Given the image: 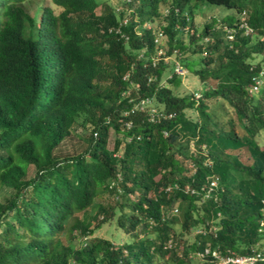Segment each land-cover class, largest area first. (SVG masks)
Returning a JSON list of instances; mask_svg holds the SVG:
<instances>
[{"label": "trees", "instance_id": "obj_1", "mask_svg": "<svg viewBox=\"0 0 264 264\" xmlns=\"http://www.w3.org/2000/svg\"><path fill=\"white\" fill-rule=\"evenodd\" d=\"M31 1L0 0V264L264 252V0ZM192 1L232 13L197 27Z\"/></svg>", "mask_w": 264, "mask_h": 264}, {"label": "rangeland", "instance_id": "obj_2", "mask_svg": "<svg viewBox=\"0 0 264 264\" xmlns=\"http://www.w3.org/2000/svg\"><path fill=\"white\" fill-rule=\"evenodd\" d=\"M102 2H108L111 5H113L116 9H121L124 1L125 0H100ZM50 5L53 6V4L50 2V0H32L28 5V10L34 14L35 12L38 11V9L43 5ZM189 6H192L193 11H194V16H195V25L197 27H202L207 20H210V17H218L222 18L225 15H228L232 13V10L220 6V5H214V4H209L207 2H198V1H192ZM55 7V6H53ZM59 11V10H57ZM164 50V49H163ZM175 57L172 56L171 60L169 61V64L174 61ZM168 62V60H167ZM171 67V64H170ZM202 86L199 77L196 75L189 73L186 74L182 78V83L177 87L179 93L184 94L193 90H198ZM78 133L85 134L87 133L85 130H79ZM261 141L264 143V136H262ZM115 138V133L111 131V140H110V147L113 145V141ZM84 148V144L80 143L77 141L76 138H71V140H68L67 143L62 147V150L64 151H69L71 153H78ZM32 169V168H31ZM32 171V170H31ZM216 184V183H215ZM100 201V200H98ZM102 203H110L114 204L115 202V197H108L105 198V200L100 201ZM179 213V212H178ZM142 228V227H141ZM176 229L179 230V225H176ZM93 237H99V238H108L112 239L116 243L121 242L125 243L127 239L130 238V235L126 233L123 229H120L116 227L113 222H106L103 224L99 229H97L93 235ZM204 259L200 255H194L192 256L191 259V264H204ZM172 264H176L173 263ZM186 264H189L187 262Z\"/></svg>", "mask_w": 264, "mask_h": 264}, {"label": "built area", "instance_id": "obj_3", "mask_svg": "<svg viewBox=\"0 0 264 264\" xmlns=\"http://www.w3.org/2000/svg\"><path fill=\"white\" fill-rule=\"evenodd\" d=\"M162 53H163V50L160 48L158 51L159 59H160ZM155 60H157V59H155ZM174 71L178 75H185L187 73V70L183 67L181 62L177 59H174ZM259 81L260 80H258L257 83L255 84L254 90L258 89V86L260 85ZM199 97H200V94H196V98H199ZM145 100L142 101V104L145 103ZM151 111H152L151 112V119L155 120L156 117L158 115H160V113L157 110V108H152ZM212 185L216 186L217 182H213ZM175 212H177L176 209H175ZM199 255L202 257L211 255L212 259L210 260V264H258L259 261H264V252H256V253L249 255V256H235V255H231V254L222 255L218 251H211V249L207 248L205 250V253H200Z\"/></svg>", "mask_w": 264, "mask_h": 264}]
</instances>
